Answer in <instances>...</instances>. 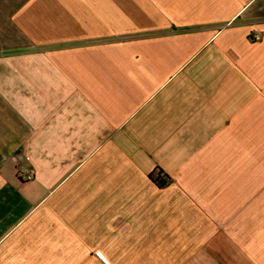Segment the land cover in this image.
Wrapping results in <instances>:
<instances>
[{"label": "crops", "instance_id": "1", "mask_svg": "<svg viewBox=\"0 0 264 264\" xmlns=\"http://www.w3.org/2000/svg\"><path fill=\"white\" fill-rule=\"evenodd\" d=\"M0 264H264V0H0Z\"/></svg>", "mask_w": 264, "mask_h": 264}, {"label": "built area", "instance_id": "2", "mask_svg": "<svg viewBox=\"0 0 264 264\" xmlns=\"http://www.w3.org/2000/svg\"><path fill=\"white\" fill-rule=\"evenodd\" d=\"M19 178L23 180L31 179L34 175V171L32 169L27 170L25 172H19L18 173Z\"/></svg>", "mask_w": 264, "mask_h": 264}]
</instances>
